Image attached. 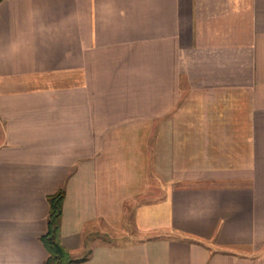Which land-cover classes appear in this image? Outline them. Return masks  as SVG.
I'll return each instance as SVG.
<instances>
[{
	"label": "crops",
	"instance_id": "0c3cea01",
	"mask_svg": "<svg viewBox=\"0 0 264 264\" xmlns=\"http://www.w3.org/2000/svg\"><path fill=\"white\" fill-rule=\"evenodd\" d=\"M61 189L73 264H264V0H0V264Z\"/></svg>",
	"mask_w": 264,
	"mask_h": 264
},
{
	"label": "trees",
	"instance_id": "16d2710c",
	"mask_svg": "<svg viewBox=\"0 0 264 264\" xmlns=\"http://www.w3.org/2000/svg\"><path fill=\"white\" fill-rule=\"evenodd\" d=\"M65 191L61 189L48 197L49 214L48 228L41 236L43 246L48 250V257L44 264H73L76 259L72 257L61 241V218Z\"/></svg>",
	"mask_w": 264,
	"mask_h": 264
},
{
	"label": "rangeland",
	"instance_id": "374dc122",
	"mask_svg": "<svg viewBox=\"0 0 264 264\" xmlns=\"http://www.w3.org/2000/svg\"><path fill=\"white\" fill-rule=\"evenodd\" d=\"M127 209H129V206L127 207ZM127 214H128V213H127ZM125 217H126V218L123 220L122 223H123L124 225L128 226V225H129V220H128L129 218H128V215H126Z\"/></svg>",
	"mask_w": 264,
	"mask_h": 264
}]
</instances>
